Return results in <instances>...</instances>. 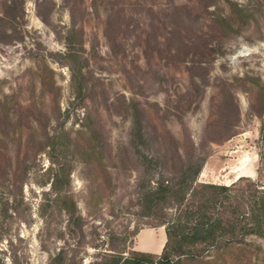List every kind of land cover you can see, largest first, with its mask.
Returning a JSON list of instances; mask_svg holds the SVG:
<instances>
[{
  "label": "rangeland",
  "instance_id": "1",
  "mask_svg": "<svg viewBox=\"0 0 264 264\" xmlns=\"http://www.w3.org/2000/svg\"><path fill=\"white\" fill-rule=\"evenodd\" d=\"M7 4L1 264L129 255L136 230L159 220L144 192L191 174L196 156L188 192L245 176L219 195L223 218L233 194L241 212L255 186L264 191V0H22L13 17ZM63 196L81 229L66 221ZM177 210L165 206L166 218ZM194 252L176 264H264V234Z\"/></svg>",
  "mask_w": 264,
  "mask_h": 264
},
{
  "label": "trees",
  "instance_id": "2",
  "mask_svg": "<svg viewBox=\"0 0 264 264\" xmlns=\"http://www.w3.org/2000/svg\"><path fill=\"white\" fill-rule=\"evenodd\" d=\"M21 2L22 0L19 2L10 0V4L6 5L4 11L5 16H15ZM69 34L70 32H67L64 36L66 56L71 55ZM67 65L73 75V67L69 63ZM194 160L195 168L191 174L186 168L181 170L180 176L161 181L157 186L144 192V200L148 205H156L159 218L156 225L164 224L165 241L161 251L153 254L131 249L127 256L116 255V253L106 254L96 264H176L179 256H192L194 251L200 253L221 240L237 238L246 233H253L257 236L264 234V191L255 186L253 192L249 193L250 197L245 204V210L241 212L238 208L244 205L243 195L242 193L233 194L237 198L233 203V217L223 218V211L217 208V202L220 201L219 195L234 188L237 182L245 176H238L229 184H200L199 188L188 192L203 158L196 156ZM54 182L53 177V185ZM251 182L256 183L253 180ZM62 203L68 224L72 221L77 222V227L81 229L82 218L77 213L75 203L67 197ZM168 205L178 207L177 212L169 219L166 218L164 212V207ZM197 246L199 249L196 248ZM61 253L62 250L58 249L55 257H60ZM142 256L147 258L144 259Z\"/></svg>",
  "mask_w": 264,
  "mask_h": 264
},
{
  "label": "crops",
  "instance_id": "3",
  "mask_svg": "<svg viewBox=\"0 0 264 264\" xmlns=\"http://www.w3.org/2000/svg\"><path fill=\"white\" fill-rule=\"evenodd\" d=\"M165 241L163 225L140 227L133 239V249L158 254Z\"/></svg>",
  "mask_w": 264,
  "mask_h": 264
}]
</instances>
